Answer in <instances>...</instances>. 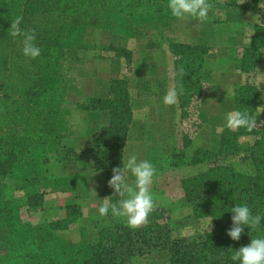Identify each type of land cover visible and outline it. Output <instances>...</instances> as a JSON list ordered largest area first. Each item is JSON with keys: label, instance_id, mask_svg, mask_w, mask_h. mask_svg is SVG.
Returning <instances> with one entry per match:
<instances>
[{"label": "trees", "instance_id": "16d2710c", "mask_svg": "<svg viewBox=\"0 0 264 264\" xmlns=\"http://www.w3.org/2000/svg\"><path fill=\"white\" fill-rule=\"evenodd\" d=\"M164 0H9L5 12L0 14V176L16 177L18 169L27 157L32 171L27 174L23 185L28 190L25 207H34L42 202L41 193H31L41 178V167L48 163L45 145L60 138L63 128L61 105L63 92L61 67L63 50L79 38L86 27H103L127 37H142V30L149 28L163 37V31L176 23L172 15L167 16L159 5ZM167 1V0H165ZM240 0H225L226 7L239 6ZM164 3V2H163ZM262 4L260 8L263 25H256V35L251 46L238 52L236 69L251 74L255 69L260 50L264 47V0H250ZM150 6L151 14L142 17L139 11ZM107 19L125 23L120 29L107 26ZM22 17L21 29H34L36 44L41 49L37 59H30L22 53V38L9 34L11 23ZM137 22L140 27L136 29ZM132 25V26H130ZM130 29V30H128ZM131 29H134L131 31ZM135 32V33H134ZM164 38V37H163ZM169 41L170 52L177 59L174 70V87L183 94L177 104L180 122H200V99L207 94L201 81L205 47L192 46ZM115 56L124 58L130 66L131 52L110 47ZM183 66L185 75H179ZM247 81L235 89L237 111L248 112L257 117V101L260 90L254 82ZM82 110L108 111L110 123L93 137L92 148L76 152L68 150L66 155L78 161H91L97 171L120 167L123 147L129 139L132 125V109L128 81L112 82L106 99L87 98L79 105ZM254 117V118H255ZM255 118V119H256ZM260 119L252 131L245 128L224 129L222 146L218 153L197 149L191 164L211 162L205 171L183 180L182 187L192 207L195 219L211 218L213 229L205 233L177 237L167 210L157 207L149 217V223L138 229L117 224L100 233L99 242L92 247V255L85 262L68 261L65 250L57 245L50 224L33 226L20 221L19 204L0 193V221L10 223L7 234L11 247L3 254L4 264H135L139 257L157 252H167L168 264H240L231 256L241 246L250 244L252 238H264V107ZM242 137H253L254 142L243 144ZM181 151L173 154V167L187 164L185 150L192 144V137L184 140ZM247 153L254 166V174L240 173L226 164V159L240 153ZM34 155L29 159L30 155ZM38 173H37V170ZM30 172V176H28ZM247 204L252 213L262 219L256 230L245 227L239 241L232 240L227 231L232 226L233 206ZM8 227V225H7ZM23 230V234L20 230Z\"/></svg>", "mask_w": 264, "mask_h": 264}, {"label": "crops", "instance_id": "0c3cea01", "mask_svg": "<svg viewBox=\"0 0 264 264\" xmlns=\"http://www.w3.org/2000/svg\"><path fill=\"white\" fill-rule=\"evenodd\" d=\"M249 9L235 7L225 10L226 21L236 25L253 22ZM246 13H249V18L243 17ZM181 21L185 22L187 29L183 32L194 36L192 40H181V43L210 48L204 55L201 75L207 89V94L199 101L198 117L203 125L192 142L196 148L208 149L214 133L211 122L220 119L223 103L228 101L232 88L239 85L240 74L234 66L237 46L244 47L247 43L239 30L227 39L219 35L216 27L219 21L216 18L211 21L209 17L205 23L192 19ZM176 29L174 35L178 38V25ZM205 29H212L216 36L207 41ZM83 31L62 54L61 119L64 125L60 138L45 145L49 162L42 164L41 178L31 192L41 193L42 202L19 212L24 223L33 226L50 224L56 244L64 248L68 261L76 263L85 262L91 257L92 247L99 242L103 229L117 224L127 225L125 218L113 217L111 210L106 217L100 216L98 211L106 197L112 203L126 198L116 195L114 189L109 187L113 168L97 171L93 162L74 160L66 155L68 150L80 152L92 148L94 135L109 125L108 111L82 110L79 105L87 98H108L115 80L128 81L133 114L120 167L131 155H136L138 160L152 162L157 168L152 184L157 207L165 208L169 216L190 213L182 181L176 177L177 171L172 166L176 152L178 108L164 104L168 91L165 81L171 69L167 58L172 55L168 40L160 37L162 45L153 47L147 40L141 42L142 38L127 37L103 27H86ZM148 36L144 35V38ZM174 41L180 42L178 39ZM110 47L130 51V66L121 57L102 54L104 49ZM173 66L176 67L175 64ZM174 70L173 79L171 75L168 77L170 87H174ZM133 179L129 175V181ZM23 187L21 184L24 192L21 198L26 201L29 193ZM154 260H157L155 264H168L169 255L165 251L153 253L139 257L135 264H153Z\"/></svg>", "mask_w": 264, "mask_h": 264}, {"label": "rangeland", "instance_id": "374dc122", "mask_svg": "<svg viewBox=\"0 0 264 264\" xmlns=\"http://www.w3.org/2000/svg\"><path fill=\"white\" fill-rule=\"evenodd\" d=\"M9 0H0V14H2L3 12H5V8L6 5L8 3ZM164 2V3H163ZM225 0H211L209 1V3L213 4V8L211 9L210 13H209V17H211V21L214 20L216 18L217 22L216 23V27H217V32L219 35H222L223 38L227 39L233 36V33H235L234 31H240V35L243 34V38L245 37L244 41L247 43V46L244 47H239L237 46V54L239 51L245 49V48H249L251 46V39L253 36L256 35V25H263L262 20H261V12H260V8L263 6L262 4H252L250 3V0H240L239 1V6H237V8L239 7H248L250 8V14H252L251 18L253 20V22L250 23H238L236 24H232L226 21V12L225 10L227 9H234L235 7H226L224 4ZM242 3V4H241ZM160 10L163 11L162 13H165L167 16H171V12L168 9V0L167 1H162V4L159 5ZM150 6H147L145 8H143L142 10L139 11V14L142 17H148L151 14L150 10ZM234 11V10H231ZM107 14H104V20L103 22L107 25H113L114 27L120 29V26L122 24V27L125 28V23H122L120 21H114L111 17H109L107 19ZM243 17H247L249 18V13H246L245 16ZM178 21V20H177ZM172 26L170 27H166L163 31V37L168 38V39H172V40H177L180 41L178 43H181V40H185V39H191L194 36H191L190 33H184L183 30H187L186 29V24L185 22L183 23V21L179 20L178 22H174L171 24ZM177 25L179 26V31L177 32L178 38L175 37V31H177ZM132 26V25H130ZM133 27V26H132ZM141 28L139 22H137V27L136 29ZM130 30V29H128ZM134 29H131V31H133ZM191 30V28H190ZM189 32V31H188ZM135 33V32H134ZM193 33L196 35V30H193ZM144 35H149L148 38H144ZM142 41L141 42H145V40H147L148 44L155 47V46H159L162 45V43L160 42V37L161 35L158 34L156 31L146 28L142 30ZM204 36L207 37V41L211 40V38L215 37L216 34L215 32L211 29H209L208 31L205 29V33ZM162 38V37H161ZM220 38V37H219ZM136 39H139V37H137ZM144 39V40H143ZM160 39V40H159ZM192 40V39H191ZM169 42V41H168ZM177 42V41H175ZM223 42L221 41V44ZM166 48H168V46H165ZM203 47V46H201ZM208 51H210V48L205 47ZM170 49V48H169ZM103 55L105 56H110V55H115L114 51L110 50V49H104L102 52ZM124 59V58H123ZM237 59V57H236ZM169 66H170V75L172 76L173 79V70H174V64L176 66V62L177 59L175 57H173L172 55H169V57L167 58ZM125 61V59H124ZM174 63V64H173ZM126 64V61H125ZM235 69H236V60L234 63ZM255 69H253V72L251 74H248L250 77V82H254L256 84V86H260L262 84H264V47H262V49L260 50V54H259V58L256 62V65L254 67ZM237 73L240 74L238 82L239 85L235 86L234 89L232 88L231 93H229V98L228 101L223 103V111H222V116L220 117V119L218 120H212L211 122V126L213 127V136H212V140L211 143H207L209 148L206 150H210L214 153H218L221 150V146H222V134H223V130L224 129H229L226 126V116L229 112L232 111H237V107H236V101H235V89L241 85H243L245 83V81H247L248 75L243 73V72H239L236 69ZM150 73V72H148ZM168 74L167 79L165 81V89L168 90L170 85L168 81V77L170 76ZM249 79V78H248ZM230 81V80H229ZM237 81V80H236ZM174 85V83H173ZM176 105V109L178 108V104ZM264 107V91L260 90L259 94H258V101H257V117H255V114L253 115V117L256 118V120H261L260 119V115L262 112V109ZM178 112V118H177V123H176V147L175 150L177 153L178 151H181L183 149V146L185 144L184 140L186 139H190V137H192V140L194 139L195 135L199 132V130L202 128L203 125V121L201 119H199V117L197 116V118L199 119L200 122L196 123L195 121L191 123L188 121L186 123H181L180 122V111L179 109H177ZM262 121V120H261ZM264 126V122L262 123ZM212 131V130H211ZM207 137V135H206ZM240 142L245 144H252L254 142V138L253 137H242L240 138ZM199 149L196 148V145L191 144L189 146V148H187L185 150L186 155L188 156L186 162L187 164H191L192 163V156L194 154V152ZM201 149V148H200ZM31 157H34V155H30L29 159ZM174 161V160H173ZM27 163V157L24 160V162H22L21 166H19V171H24L25 169L32 171V175H35L37 177H39V174H33L34 173V169L33 167H29L26 164ZM226 164L229 165L230 167L234 168L236 171L240 172V173H245L248 175H252L254 174V166L252 164V161L248 158L247 153H240L234 157H229L226 159ZM212 166L211 162H202L199 164H191V166H179V167H174L175 170L177 171V175L176 177H178L180 179V181L185 180L188 177H191L194 174H198L201 171H205L207 169H209V167ZM37 170V169H36ZM18 169L16 171V169H14V173L16 174V177H9L8 179L0 176V193L3 194V196L8 197V199H12L15 201V203L19 204V200L21 201V209L25 208L24 202H26L25 200H23L21 198V196H23L24 192L23 189L21 188V184L24 183V181H26V177L27 174H23V173H19ZM28 176H30V172H28ZM38 173V170H37ZM184 191V190H183ZM14 195H16L17 197H13ZM185 195V193H184ZM185 200L188 204V208L190 210L189 214H173V216H169L172 224H173V230H174V235L177 237H182V236H190L193 234H197V233H205L210 231L209 225L211 222V218H204V219H195L193 214H192V207L190 205V203L187 201L186 197ZM178 216V217H177ZM20 221H23L20 218ZM10 223H6L5 221H0V264H4V258H3V254L5 252H8L9 247H11L10 241H9V237L7 236V234L11 231V227L9 226ZM212 224V229H213V221L211 222ZM8 225V227H7ZM20 233L23 234V230H20ZM160 259V258H158ZM157 260L152 261L153 264L156 263ZM162 261V260H161ZM161 264V263H159Z\"/></svg>", "mask_w": 264, "mask_h": 264}, {"label": "clouds", "instance_id": "9594fccd", "mask_svg": "<svg viewBox=\"0 0 264 264\" xmlns=\"http://www.w3.org/2000/svg\"><path fill=\"white\" fill-rule=\"evenodd\" d=\"M213 7L209 0H168V9L177 20L192 19L205 23L209 20V13ZM21 22V16L13 20L8 30L9 34L13 38H22V53L25 57L37 59L41 55V49L36 44L35 30L21 29ZM185 74V69L181 66L179 75L183 77ZM183 91L182 84L179 85V90L170 87L164 96V104L175 105ZM256 124V119L248 112L232 111L226 116V126L230 130L245 128L250 132ZM112 171L113 176L108 181L109 187L114 189L116 195L126 198L119 200L118 203H112L109 197L104 198L98 209L100 216H108L111 210L113 217L125 218L127 225L133 230L146 226L151 213L158 206L152 192L153 179L157 175L156 166L148 160H138L136 155H131L123 163V167L113 168ZM129 175L134 178L131 182ZM230 212L233 213L232 226L227 235L234 241L241 239L245 227L252 231L260 226L261 215H254L247 204L235 205ZM231 259L239 261L240 264H264V238H252L250 244L237 249Z\"/></svg>", "mask_w": 264, "mask_h": 264}]
</instances>
